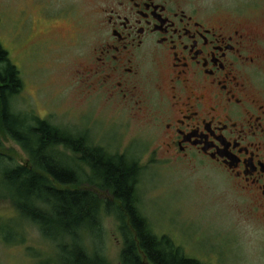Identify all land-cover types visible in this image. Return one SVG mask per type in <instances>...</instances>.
Returning <instances> with one entry per match:
<instances>
[{"label":"rangeland","instance_id":"374dc122","mask_svg":"<svg viewBox=\"0 0 264 264\" xmlns=\"http://www.w3.org/2000/svg\"><path fill=\"white\" fill-rule=\"evenodd\" d=\"M195 1L209 11L244 15L264 34V0ZM99 3L0 0V42L24 85L13 101L15 111L85 135L93 146L137 161L142 168V215L154 234L170 237L186 257L203 264H264V220L250 215L245 199L218 167L154 155L162 143L155 139L152 124L118 112L81 84L78 70H83V56L95 41L94 9ZM0 142L14 165L29 162L21 147L1 131ZM61 152L67 164L78 166V156ZM5 195L0 185V264H42L53 257L54 244L22 218ZM102 220L103 253L110 264H120V220L105 212Z\"/></svg>","mask_w":264,"mask_h":264},{"label":"flooded vegetation","instance_id":"af4514ba","mask_svg":"<svg viewBox=\"0 0 264 264\" xmlns=\"http://www.w3.org/2000/svg\"><path fill=\"white\" fill-rule=\"evenodd\" d=\"M94 16L83 87L152 124L162 143L154 155L218 167L264 220V34L255 21L195 0H100Z\"/></svg>","mask_w":264,"mask_h":264},{"label":"trees","instance_id":"16d2710c","mask_svg":"<svg viewBox=\"0 0 264 264\" xmlns=\"http://www.w3.org/2000/svg\"><path fill=\"white\" fill-rule=\"evenodd\" d=\"M23 88L20 70L0 42V131L30 158L14 165L0 142V185L20 216L54 244L56 254L42 264H110L101 247L104 212L120 220V264H203L152 232L139 208L137 161L17 113L13 101ZM61 150L78 156V166L67 164Z\"/></svg>","mask_w":264,"mask_h":264}]
</instances>
